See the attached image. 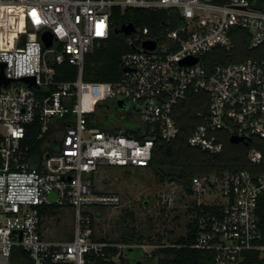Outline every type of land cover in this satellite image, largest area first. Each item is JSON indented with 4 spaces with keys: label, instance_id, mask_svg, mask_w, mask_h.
Segmentation results:
<instances>
[{
    "label": "built area",
    "instance_id": "1",
    "mask_svg": "<svg viewBox=\"0 0 264 264\" xmlns=\"http://www.w3.org/2000/svg\"><path fill=\"white\" fill-rule=\"evenodd\" d=\"M9 4L24 18L11 44L2 41ZM257 4L0 0V73L12 79L0 83V264H13L17 249L28 254L27 264H82L86 253L103 256L108 245L118 248L113 257L119 259L127 247L150 255L168 244L93 239L83 205L121 201L117 192L95 185L94 173L103 166H148L156 140L169 142L180 134L181 102L189 95L197 105L188 111V143L215 153L238 136L231 143L247 147L250 166L220 176H192L187 192L190 218L197 227L192 246L213 250L215 264H241L249 250L264 254V9ZM113 7L176 8L182 21L160 39L149 27L134 25L124 35L132 49L120 55L117 79L84 80L85 56L109 36ZM44 30L52 35L49 46L41 39ZM145 39L155 40L154 47H143ZM193 57L196 61H185ZM64 62L75 66L74 79L56 78L57 65ZM24 76L33 81L22 80ZM118 98L124 100V110L137 112L125 120L137 126L141 137L96 124H109L106 116L113 114L110 109ZM100 107L101 118L96 111ZM29 124L39 126L32 137ZM31 138L43 139L39 151ZM52 204L74 207L71 239L44 235L41 209Z\"/></svg>",
    "mask_w": 264,
    "mask_h": 264
},
{
    "label": "trees",
    "instance_id": "2",
    "mask_svg": "<svg viewBox=\"0 0 264 264\" xmlns=\"http://www.w3.org/2000/svg\"><path fill=\"white\" fill-rule=\"evenodd\" d=\"M258 7L264 9V0H258ZM112 25L110 34L107 38L101 40L99 44L94 45L92 50L85 56L83 67V79L88 81H113L117 79L122 71L120 55L126 50L132 49V46L126 42L123 34L116 33L115 28L124 22L131 21L134 25L150 29V34L163 38L168 29H173L181 24V17L176 8L169 9H145V8H125L123 11L119 7H113ZM76 68L70 63L64 62L57 65V79H74ZM194 99V98H192ZM184 99L181 104L187 105L179 122L181 125L180 134L169 142L156 140L152 157L148 165L156 167L165 162L173 167L174 172L168 175V179H177L182 182L187 192L190 191V181L194 175H204L215 173L222 175L225 170H235L240 168H250L246 157L247 147L242 143L227 142L223 151L210 152L188 143L187 136L190 131L191 119L188 111H193L197 104L195 99L186 102ZM185 101V102H184ZM188 112V113H187ZM93 115H97L96 112ZM96 124L107 129L123 128L125 133L141 137L137 126L129 121L106 124L102 120H97ZM37 124L26 126L28 136L32 137L37 132ZM33 149L40 150L43 139L29 140ZM157 172V170H156ZM56 206V204H55ZM264 220V203H263ZM190 210V208H189ZM41 212L44 210L41 209ZM196 224L190 219L188 231L185 235H180L174 241L155 248L150 255L144 254L142 249L127 247L126 253L131 256L128 258L119 253V259H113L118 248L114 245L103 247L104 255L86 253L85 261L82 264H215L214 251L211 249H202L192 246L196 238ZM93 234V233H92ZM94 239V237L91 235ZM140 237V236H139ZM99 240V239H96ZM101 241H105L100 239ZM154 241L153 239H151ZM124 242H132L130 237L123 238ZM159 241V240H157ZM108 242V241H107ZM136 256V257H135ZM28 254L22 249H17L13 253V264H27ZM47 264H75L72 261ZM241 264H264V254L258 251L249 250Z\"/></svg>",
    "mask_w": 264,
    "mask_h": 264
},
{
    "label": "rangeland",
    "instance_id": "3",
    "mask_svg": "<svg viewBox=\"0 0 264 264\" xmlns=\"http://www.w3.org/2000/svg\"><path fill=\"white\" fill-rule=\"evenodd\" d=\"M16 21L3 29V41H7V33L14 30L13 23ZM113 106V114L105 119L109 124L124 122L129 115L131 118L138 116L131 108L124 110L116 104ZM101 109H96L100 118L103 117ZM156 170L152 165L103 166L94 173L95 185L103 190L115 191L121 197V201L115 205H83V209L89 213L94 239L122 243L123 238L130 237L132 242H150L153 239L170 243L178 236L185 235L191 219V198L181 181L168 179L167 176L174 172L171 165L165 162L159 164ZM43 208L46 209L42 212L41 220L44 235L51 239H71L75 224L74 207L52 204ZM122 252L128 258L131 256L125 250Z\"/></svg>",
    "mask_w": 264,
    "mask_h": 264
},
{
    "label": "water",
    "instance_id": "4",
    "mask_svg": "<svg viewBox=\"0 0 264 264\" xmlns=\"http://www.w3.org/2000/svg\"><path fill=\"white\" fill-rule=\"evenodd\" d=\"M134 29V24L131 21L128 22H124L122 24H120L118 27L115 28V32L116 33H122L124 35L129 34L132 30ZM41 39L44 43L45 46H49L52 42V35L48 30H44L41 34ZM155 40L153 39H145L142 41V46L145 48H152L155 45ZM197 57H193V58H189L186 59L185 61L187 62H194L196 61ZM22 80L25 81H33V77L32 76H24L21 77ZM12 79L9 77H4L3 75H1L0 73V83H4L7 84L11 81ZM116 104L118 107L123 108L125 106V102L122 98H118L116 101ZM240 140V137L238 136H231L230 137V141L231 142H238ZM50 198L54 199L55 198V193L51 192L50 193Z\"/></svg>",
    "mask_w": 264,
    "mask_h": 264
},
{
    "label": "bare ground",
    "instance_id": "5",
    "mask_svg": "<svg viewBox=\"0 0 264 264\" xmlns=\"http://www.w3.org/2000/svg\"><path fill=\"white\" fill-rule=\"evenodd\" d=\"M9 14V15H8ZM6 18H7V23L10 24L11 22H13L15 19L17 20L16 23H13V28L14 30L12 32H8V39H7V43L11 44L12 39L14 36H17L21 31H22V25L24 23V18L22 15H18L16 13H14V11H12V7L9 4L6 10ZM7 24V26H8ZM3 31H2V41H3Z\"/></svg>",
    "mask_w": 264,
    "mask_h": 264
},
{
    "label": "crops",
    "instance_id": "6",
    "mask_svg": "<svg viewBox=\"0 0 264 264\" xmlns=\"http://www.w3.org/2000/svg\"><path fill=\"white\" fill-rule=\"evenodd\" d=\"M192 98H194V97H193V96H191V95H189V96L187 97V100H186V102H189V103H190V102H191V100H192V102H193V100H194V99H192ZM184 102H185V101H184ZM182 104H183V103H182ZM194 104H197V103H194V102H193V104H192V105H194ZM181 109H182V110H181L182 112L186 111V109H187V105L183 104V107H182ZM42 210H44V211H45L46 209H45V208H42ZM47 210H48V209H47Z\"/></svg>",
    "mask_w": 264,
    "mask_h": 264
},
{
    "label": "flooded vegetation",
    "instance_id": "7",
    "mask_svg": "<svg viewBox=\"0 0 264 264\" xmlns=\"http://www.w3.org/2000/svg\"><path fill=\"white\" fill-rule=\"evenodd\" d=\"M112 108L110 109L112 112H113V105L111 106ZM120 108V107H119ZM120 109H123V108H120Z\"/></svg>",
    "mask_w": 264,
    "mask_h": 264
}]
</instances>
